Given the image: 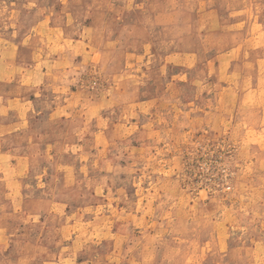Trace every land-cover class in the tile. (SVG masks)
Returning a JSON list of instances; mask_svg holds the SVG:
<instances>
[{"label":"rangeland","instance_id":"obj_1","mask_svg":"<svg viewBox=\"0 0 264 264\" xmlns=\"http://www.w3.org/2000/svg\"><path fill=\"white\" fill-rule=\"evenodd\" d=\"M0 264H264V0H0Z\"/></svg>","mask_w":264,"mask_h":264}]
</instances>
